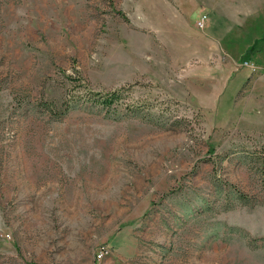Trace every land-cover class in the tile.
<instances>
[{
  "label": "rangeland",
  "instance_id": "1",
  "mask_svg": "<svg viewBox=\"0 0 264 264\" xmlns=\"http://www.w3.org/2000/svg\"><path fill=\"white\" fill-rule=\"evenodd\" d=\"M0 264H264V0H0Z\"/></svg>",
  "mask_w": 264,
  "mask_h": 264
},
{
  "label": "trees",
  "instance_id": "2",
  "mask_svg": "<svg viewBox=\"0 0 264 264\" xmlns=\"http://www.w3.org/2000/svg\"><path fill=\"white\" fill-rule=\"evenodd\" d=\"M122 16H125L122 12H120ZM124 90H129V88H116L107 92H95L91 89H87L86 93V101L91 102L92 105L101 106L103 108H116L120 102L122 97V92ZM127 107L130 108V105L127 104Z\"/></svg>",
  "mask_w": 264,
  "mask_h": 264
},
{
  "label": "built area",
  "instance_id": "3",
  "mask_svg": "<svg viewBox=\"0 0 264 264\" xmlns=\"http://www.w3.org/2000/svg\"><path fill=\"white\" fill-rule=\"evenodd\" d=\"M208 20H209V14L208 13H202L195 25L198 29H204L207 26ZM103 256H104V252L100 251L98 254H96L95 259L97 261H100L101 258H103Z\"/></svg>",
  "mask_w": 264,
  "mask_h": 264
},
{
  "label": "crops",
  "instance_id": "4",
  "mask_svg": "<svg viewBox=\"0 0 264 264\" xmlns=\"http://www.w3.org/2000/svg\"><path fill=\"white\" fill-rule=\"evenodd\" d=\"M202 13H208L209 14V12H207V11H202ZM211 16L209 15V20H208V23H207V26L209 25V23H210V21H211V18H210ZM202 46H205V47H209L210 46V43H209V41H202Z\"/></svg>",
  "mask_w": 264,
  "mask_h": 264
}]
</instances>
